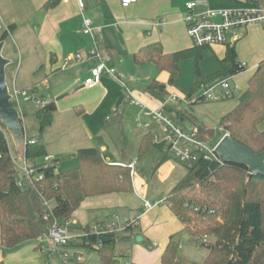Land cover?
<instances>
[{"label":"crops","instance_id":"0c3cea01","mask_svg":"<svg viewBox=\"0 0 264 264\" xmlns=\"http://www.w3.org/2000/svg\"><path fill=\"white\" fill-rule=\"evenodd\" d=\"M47 1L33 0L34 13L36 17L38 16V20L35 21L37 27L33 32V41L40 46L42 54H19L17 63V68L20 66V69L23 64L28 66V72L23 77L32 79V82L15 85L21 91L34 89L35 98L45 104L53 103L56 107L51 125L41 134L40 142L45 147L46 156L51 157L52 160H63L74 157L79 149L96 148L101 151L108 164L129 165L135 162L133 170L143 157L138 159L137 155L130 154L132 161L129 163L125 161L129 156L125 151L128 140L135 138L138 148L144 134L155 132L159 128L154 123L150 130L139 127L134 118L140 114V109L130 103H121L123 92L121 81L128 86L119 72L121 59L129 56L133 61V55L139 49L152 43H160L166 53L193 49L194 45L183 23L185 6L189 2L198 3L196 11L238 9L252 5L250 0H136L135 3L124 8L120 4L121 0H84L86 8L82 13L76 0H60L55 6L45 8ZM84 16L93 20L95 27L93 36L82 32ZM5 24L7 27L15 25L9 37L17 34V27L13 21L5 20ZM242 33L241 40L233 46L236 61L239 64L245 63L246 66L241 73L233 76L231 81V84L238 88V94L233 98L236 102L228 107L220 105L211 108V112L216 114L218 120L236 106L238 97L247 88L250 76L259 62L264 59L263 27L252 25ZM20 42L24 50L30 48L28 40L21 39ZM94 48L99 55L96 60L75 58L79 54L87 55ZM204 52L213 56L219 70V61L225 56L226 46L216 45ZM96 62H103L108 67L115 68L117 78L103 75L97 86L86 87L85 80L90 77V70ZM160 73L156 81L167 86L166 99H158L146 93L147 85L142 92L131 91L134 97L149 109L156 110L166 103V111L174 117L181 106L180 101L171 100L170 96L177 94L187 97L188 94L169 87L168 75L164 72ZM202 104L204 103L195 105ZM117 107L118 111L114 114L113 110ZM180 111L186 113L184 108ZM178 114L180 113L177 112ZM113 118L121 119V134L117 127H108ZM185 119L184 116L179 122L182 123ZM143 120L149 121L146 118ZM129 122L136 124L139 129V131H133L130 137L126 136L124 131ZM61 130L62 133H60ZM64 132L72 133V136L80 134L81 141L87 145L73 149H67L66 144L61 147L51 146L48 136L58 134L57 136L63 138L67 135ZM114 138L124 142V147L111 149L114 154V159H111V154L108 152L110 139ZM25 139L27 140L26 135ZM29 140L34 141V138ZM156 144L157 146L152 149L162 152L166 148V153L169 151L162 142ZM165 156L166 154L162 155L161 160L167 158ZM171 189L167 191L165 197L155 196L148 199L147 192L137 190L133 182L132 193H114L87 198L73 213L69 226L76 228L89 226L93 229L100 224L110 223L113 216L122 219L139 215L136 231L131 233L127 241L121 242L124 246L120 248V252L124 254L122 264H161L162 253L170 239L178 241L179 257L184 253V243L189 248L199 247L165 202ZM144 202L162 203L145 212ZM137 238L140 240L138 241ZM79 248L84 247H69L68 252L81 254L85 264H99V261L102 264L100 259L94 261L90 259V256L77 252ZM0 261L4 264H64L48 237L27 241L4 251L0 247Z\"/></svg>","mask_w":264,"mask_h":264},{"label":"trees","instance_id":"16d2710c","mask_svg":"<svg viewBox=\"0 0 264 264\" xmlns=\"http://www.w3.org/2000/svg\"><path fill=\"white\" fill-rule=\"evenodd\" d=\"M59 1L48 0L45 8L53 7ZM14 29L15 25H9L0 41H5ZM208 48L194 47L166 53L160 43H152L139 49L133 55V61L137 66L152 63L157 70L168 75L169 87L185 93L179 86L180 63L193 60L195 81L187 95L191 100L198 95L201 85H210L244 70L236 61L234 46L228 45L225 56L219 61V70L205 77L199 64L202 53ZM166 87L153 80L145 91L155 98L166 99ZM55 110L53 103L37 109L36 118L41 134L51 125ZM177 112L180 113L175 117L178 122L188 115L187 111ZM263 121L264 59L250 76L247 88L238 97L236 106L220 118L218 125L253 153L264 155V131L259 130ZM120 125L121 119L113 118L108 127H117L120 133ZM121 143L123 146L124 142ZM155 146L157 144L151 132L144 134L137 148V158L141 159ZM12 152L17 154L0 121L2 251L47 237V227L54 222L68 224L73 213L87 198L133 192L132 172L128 165L106 163L101 151L96 148L79 149L75 153L78 165L73 172L57 173L56 166L61 160H52L49 164L38 166L35 177L31 179L19 175L12 160ZM46 155L42 142L25 147L24 157L28 161L39 162ZM166 159L162 158L161 162ZM44 201L50 203V211L44 206ZM165 202L192 240L206 249L207 254L200 264H264V176L252 174L250 168L244 165L199 158L168 192ZM69 228L81 235L72 240L69 246L96 251L102 264H122L120 257L124 255H116L115 243L127 241L133 233L128 228L113 234L109 243H102L98 248V239L90 234L89 226ZM204 239H207L206 242ZM179 247L178 241L170 239L162 253L161 264H180ZM0 264L4 263L0 261Z\"/></svg>","mask_w":264,"mask_h":264},{"label":"built area","instance_id":"2783aa9c","mask_svg":"<svg viewBox=\"0 0 264 264\" xmlns=\"http://www.w3.org/2000/svg\"><path fill=\"white\" fill-rule=\"evenodd\" d=\"M252 5L247 8L238 9H206L204 11H196L198 6L197 2H189L186 4V13L183 16V23L186 27V33L191 39L194 47H213L216 45H234L243 37V31L252 25H261L264 29V0H250ZM79 10L83 13L86 4L84 0H76ZM136 0H121L120 4L126 8L135 3ZM7 30L6 26H3L0 20V29ZM95 27L93 20L88 17H83L82 32L84 34L93 36ZM98 53L94 48L87 55L79 54L75 58L82 60L84 58L96 60ZM66 64V62H65ZM246 64L241 63L240 67L245 68ZM103 75L111 78H117L116 69L108 67L103 62H96L90 70V77L85 80L86 87L97 86ZM233 76L224 78L210 85H201L198 95L191 100L187 97H181L177 94L170 96L171 100L180 101L187 105L200 104V103H212L223 102L233 99L238 94V88L231 84ZM123 85L122 100L121 103H130L140 109V114L135 116V123L144 130H150L152 123L156 124L159 130L162 132V138L158 136L156 132H151L154 143L162 142L168 147L170 153H172L187 170L193 168L199 158L205 160H220L215 153L218 142L222 139H218L213 145H210L208 140L202 137L201 129L194 128L192 131L187 132L180 126L174 124L175 116L173 117L166 111V103L160 108L152 110L147 108L142 102L134 97L133 92L127 86V84L121 81ZM12 99L11 103L15 102L19 104L23 102H34L38 109L44 108L45 102L35 98V90L21 91L13 88L12 92L9 91ZM118 107L114 108L113 113L116 114ZM143 118L149 121L143 120ZM108 120L110 118H107ZM224 134L223 136H225ZM222 136V137H223ZM33 140H26L25 144H34ZM12 160L16 169L22 172V175L26 179L35 177L37 167L40 165H46L52 162L51 157L45 156L39 162H31L25 159L23 156L13 153ZM135 164V162H134ZM134 164H129L128 167L133 173ZM37 180V178H36ZM162 202H144V211H149L155 206L160 205ZM44 206L48 211L51 209L49 202L44 201ZM139 215L134 217H126L119 219L118 216H113L110 223L100 224L93 229H90V234L94 235L97 239L99 237L110 238L113 234L124 232L130 228L132 232L136 231L139 222ZM81 235L73 233L68 224H59L54 222L47 227V237L52 242L55 250L58 252L62 262L64 264H85L83 257L79 253L68 252L69 243L80 237ZM102 243L97 240V247L100 248ZM155 246V244H154ZM118 256L124 254L116 253ZM129 264V263H125Z\"/></svg>","mask_w":264,"mask_h":264},{"label":"rangeland","instance_id":"374dc122","mask_svg":"<svg viewBox=\"0 0 264 264\" xmlns=\"http://www.w3.org/2000/svg\"><path fill=\"white\" fill-rule=\"evenodd\" d=\"M0 20L2 21L3 26L7 27L5 20H8L13 21L17 27V34L5 39V46L2 51L3 56L5 58H9L12 61L11 64L6 68V82L9 91L12 92L13 88H16V84H29L32 82V79H25V77H23L25 73L28 72V66L23 64L21 69L19 68L20 66L17 68L19 54H42L40 46L35 41H33V32L36 30L35 27H37L35 21L38 20V16L36 17L34 13L33 0H0ZM3 32L4 28L0 29V37ZM21 39L28 40V43H30V48L28 50H24L20 45ZM199 65L205 77H209L218 71L217 61L213 58V56H211V54H208L207 52L202 53V59ZM119 66V72L123 76V79L128 83V87L132 91H144L145 85H148V83L151 81L156 80L161 74L152 63H147L137 67L129 56L123 57ZM180 72L181 76L179 79V86L186 94H188L191 91L195 81L194 61L191 59L182 61L180 63ZM30 89L31 88L25 91L29 92ZM242 90L243 88L240 89V92ZM226 101L227 102L225 103L212 102L193 106H188L187 104L180 102V110L181 108H184L188 115L182 123L174 119V124L186 129L188 132L192 131L194 128L201 129L202 137L205 140L211 138L209 143L210 145H213L225 134V128L218 125V117L216 114L211 112V108L220 105H225L227 107L231 106L236 102V99H230ZM12 104L19 111L21 117L23 116L22 126L25 129L27 140H29V138H34L35 142L40 143L42 136L38 130L39 125L36 118L37 107L35 104L32 101H20L19 104L13 102ZM189 115H191V117ZM174 116H177V112H175ZM135 130L139 131L137 125L132 122L127 123V127L124 128L125 134L128 137H130L132 132ZM259 130L264 131V121L260 124ZM155 132L160 138L162 137L163 134L160 130L156 129ZM60 133H62V130ZM65 134H67V132ZM57 135L52 134L48 136L51 146L53 147H61V145L63 146V144H66L65 146L67 149H73L82 145H87L83 144L81 141L79 136L80 134L72 136V133H70L63 138H60ZM9 139L11 141L10 136ZM128 142L129 143L126 144L125 151L129 156L127 159H125V161L129 163L133 159L130 154L135 156L137 155V143L135 144V138L128 140ZM110 143V151L108 153L111 154V159H114V154L112 153L111 149H120L122 143L119 142L117 138L110 139ZM164 154H167L168 157L165 161L161 162V156ZM77 165L78 162L75 157H67L58 163L56 170L57 173L60 174L70 173L76 170ZM17 171L22 177V172L19 170V168H17ZM186 172L187 169L185 166L172 153L169 151L166 153V148L162 152L152 149L136 164L133 170L132 178L137 190L147 192L148 199H151L155 196L162 198L166 196V193L169 189H171L182 179ZM206 240L207 239H204V242H206ZM193 242L199 247L189 248L185 243L183 244L184 253L179 257L181 264H200L205 258L207 254L206 249L201 247V244L196 240H193ZM123 247L124 246L122 245L121 241H116L115 252L119 253L121 251L120 248ZM77 252L90 256V259H93L94 261L100 259L98 253L89 248H79ZM123 259L120 257L121 263H123ZM99 264H101L100 261Z\"/></svg>","mask_w":264,"mask_h":264},{"label":"water","instance_id":"95a60500","mask_svg":"<svg viewBox=\"0 0 264 264\" xmlns=\"http://www.w3.org/2000/svg\"><path fill=\"white\" fill-rule=\"evenodd\" d=\"M4 46L5 41H0V121L11 138L14 152L21 157L25 154V135L22 117L11 103L12 96L6 82V68L11 64V60L3 56ZM215 153L222 162L244 165L250 168L252 174L264 176V155L253 153L231 136L222 137L216 146ZM137 240L139 241L140 238ZM110 241L111 238L108 237L98 238L100 243Z\"/></svg>","mask_w":264,"mask_h":264},{"label":"bare ground","instance_id":"6f19581e","mask_svg":"<svg viewBox=\"0 0 264 264\" xmlns=\"http://www.w3.org/2000/svg\"><path fill=\"white\" fill-rule=\"evenodd\" d=\"M226 135L230 136L229 134L225 133Z\"/></svg>","mask_w":264,"mask_h":264}]
</instances>
